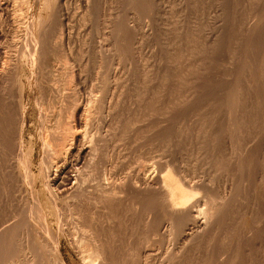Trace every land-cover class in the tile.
Masks as SVG:
<instances>
[{"label": "bare ground", "instance_id": "6f19581e", "mask_svg": "<svg viewBox=\"0 0 264 264\" xmlns=\"http://www.w3.org/2000/svg\"><path fill=\"white\" fill-rule=\"evenodd\" d=\"M116 1L119 2L120 0ZM239 1L241 5L243 4V7L239 6ZM4 2V0H0V31L4 33L3 27L7 26L8 29L10 23L12 29L9 28V32L7 30L4 33L8 34L6 37L4 34H0V139L2 138L0 141L2 150H0L2 156H0V204L4 203L11 206L9 208L11 212L5 213L0 219V264H66L62 254L63 238L81 264H112L113 258L116 256L114 252L118 250V247L115 248L113 244L119 242V238L117 237L118 241H116L114 237L117 230L112 228V234L108 233L110 237L113 235V240L111 239L112 242L109 243L104 242L105 235H107L105 232L107 233L109 230L106 231L102 228H105V224L112 226V220L119 221L115 214L116 219L113 218L111 211L113 212L114 208L112 207L125 204L124 202L128 201H130V205L133 202L137 206L138 203L136 204V202L141 201V204H143L142 200H146V205L142 206H147L149 202L151 205L145 209H143L144 207L141 208V213L145 210V213H142L145 219L138 212L142 217L141 219L144 220L142 222L148 224L147 226L144 224V228L148 227V233L145 232L146 229H142L146 233V240L141 236L144 239L141 240L140 238L141 241H144L142 244L124 245V247L126 246L125 249L119 250L123 252L118 251L122 259L124 258L125 264L126 258H129L128 264H147L155 259H158L159 264H172L175 259L184 254L189 245L191 246L199 239L203 240L209 229L211 233L217 232L219 228H216L215 232H212V228L215 229L214 224L216 222L220 221L218 222L220 224L223 222L222 218L218 220L219 213L225 207L224 205L227 202L230 203L234 198L230 197V193H227L228 198L226 196L227 183L222 184L220 181L222 186L215 187L214 173L216 175L218 173L210 165L214 163L215 168L220 169L221 165L225 164L228 159L234 160L236 158L239 160L237 157H240L243 152L245 153V150L247 152V148H250L253 144L258 148L264 147V142L259 139L264 136V95H259V90H257L260 88L259 85L256 88L257 91L255 86L254 90L261 96L260 99L258 96L253 95V85L257 82L253 85L250 84L252 83L253 74L251 70H258L261 73L260 75H264V0H213V12L209 11L212 12V16L206 15L208 12L203 11L206 17H212L210 18L211 24L208 22L211 26L206 23L208 28L211 27L210 31L205 29V24L203 25V18L206 17L202 18L204 16L202 12V14L198 12V14H201V21H198L199 25L197 24V26L199 29L195 32L196 34L193 31L194 35L191 32H189L190 34L187 33L191 36L183 35L182 27L175 26L176 37L174 35L175 41L173 39L174 43H172L175 44L176 48V60L171 67L174 64L176 66L174 68L168 66V70L165 67L167 65H165L164 68L160 69V76L158 75L159 70H156L157 65L152 64L153 61L150 63L149 60L151 59L142 49L144 47L143 40L146 42L145 39L150 35L151 32L149 31L152 30L150 28L154 27V25L151 26L153 8L156 9V5L160 2L156 3L158 2L156 0H126L125 2L128 4H125L126 11L123 15L118 13L116 9L118 7L115 8L117 11L109 9L112 11L108 12L107 21L105 22L106 33L103 38L105 47L103 49L97 47L99 50L91 47L92 55L88 51L93 58L88 56L87 59H91V62L97 68L96 73L95 68L93 69L94 79L97 81L93 86L96 95L93 94L94 91L86 93L85 88L84 75L90 72L87 67V63L89 64L90 61L88 62L86 59L87 62H83L81 53L82 46H87L86 39L79 40L81 42L76 49L75 56L72 47L62 41L64 32L69 33V31L65 30L67 25H65V17L61 13H63V8L70 3L69 0H24L21 2L24 14L17 13V11H20L17 8L8 13V8H6ZM84 3L85 7H83L85 9L80 15L79 21L86 24V21H90L91 17L92 20L98 19L99 10L97 9H101L98 7L105 4L97 2L99 6H95L93 0H85ZM154 3L156 5L152 8ZM254 3L256 5H253ZM118 4L120 6V3H117V6ZM121 5L124 4L121 2ZM180 5L182 4L180 3ZM114 6L116 5L114 4ZM177 7L179 8V5ZM253 7L257 8L253 10ZM110 8L113 7L110 6ZM237 8H242V13L240 9V12H238ZM160 12H163V10ZM177 16L181 15L177 13ZM180 20L182 19H179V23ZM177 22L173 24L175 25ZM194 23L193 25H195ZM20 26H23L22 33L18 34ZM186 27L184 26V28ZM67 28L69 29V26ZM165 32L163 33L165 34ZM94 36L91 39L98 41V33H95ZM164 38H167V36ZM149 39L151 38H147V40ZM92 40L91 42H93ZM165 46L167 47V44ZM146 49L144 47V51H149ZM163 49H165L164 46ZM163 49L162 51H164ZM151 51L153 53V50ZM68 58L73 61L71 65L67 63ZM90 69L92 68L90 67ZM244 72H247V74L251 72L248 76L251 74L249 84L253 90L251 92L252 90L246 88L247 92L245 91V93L248 95L249 90L251 94L253 93V98L255 96L254 99H259L258 101L252 99L256 104L250 102L251 105L255 104L260 107L263 105L262 112L261 108H257L260 110H257L258 112L253 109L255 113L263 114L260 115L263 118V121L260 119L262 122V125L260 124L262 135L258 138L260 142L257 141L256 137H251L247 141L241 139V142L240 139H235L231 133L234 129H239L242 123L249 124V121L241 122L237 120L241 115H238L240 112L238 110L239 103L244 102L239 101L242 98L240 96L243 92L242 86L248 84ZM256 75L258 76L259 73H256ZM157 76L160 77V81L156 88L151 84L156 79L158 81ZM261 79L263 78L261 77ZM168 80L169 83L171 80V83H168L167 86ZM244 80L246 83L243 82ZM254 80L253 78V82ZM260 83L264 87V79ZM257 84H259V81ZM170 85H172L171 99L169 97ZM154 92H160L161 94L159 97L156 95V100L152 97ZM35 93L37 94L36 97ZM126 93H130L134 98L127 100L128 98L125 97L129 94L126 95ZM245 93L243 92V96ZM260 93L262 94V89ZM126 101H129L134 109H129L130 106L129 108L126 107L132 111H129L124 117V113H122L124 109L122 108H124L123 104H127ZM250 103L245 104L249 106ZM243 104L242 109H245ZM121 106L123 107L121 108ZM237 110L238 116L236 118ZM246 110L250 109L246 108ZM248 113L247 115L245 113V115L249 116ZM255 115L257 116L255 118L260 117L257 114ZM252 116L254 117V115H251L250 118ZM249 120L253 126L255 122L252 120L254 119ZM256 123L258 124L259 120ZM245 124L243 127L247 125ZM249 125L247 127H250ZM174 127L181 129L180 138L177 137L179 133L177 136L175 135L179 131H176ZM259 128L257 127L258 130ZM31 129H34L36 141L33 139V135L30 136ZM162 130L164 132L161 133ZM149 135L157 137L163 148L174 137L181 139L182 143L178 142L179 140L177 142L182 144L180 146L184 150L182 159L175 160L176 163L172 161L174 159L171 162H165L162 159H165V156L168 157L166 159H169V156L168 153H164L167 155L163 154L162 147V150L157 151L162 152H160V155L153 156L152 154L151 156L150 154L148 156L145 153L143 156L144 152L140 150L141 147L138 148L140 146L139 141L144 137L145 140L146 137H150ZM172 135L173 137L170 139ZM224 136L229 140H224L226 139H223ZM155 137L152 138V140L154 139L153 143L159 145L160 143L156 142ZM144 140L141 143L145 142ZM225 141H228V143ZM34 142L38 144L42 155L37 164L34 162ZM148 143L146 142L147 145ZM224 144L229 147L230 151L226 156H223L224 151L221 148H217L220 145L225 148ZM169 145L172 146V143ZM141 146L143 147V145ZM171 146H169L168 152H171L170 150L173 148ZM147 148L149 147L144 148V150H147ZM215 148L221 150L220 153L223 151V153L219 155V150L216 151ZM165 149L167 150V147ZM208 149L211 150L207 151ZM214 149L216 152H214ZM128 151L132 154V159L128 157L130 156ZM148 151L151 152L149 149ZM141 152L143 153L141 154ZM213 153L219 154L212 156ZM225 153L227 152L225 151ZM261 153L263 151L259 154ZM258 156L259 161L263 159V162L261 160L262 163H259L261 165L264 163V154L263 157L262 155ZM128 158L129 160H127ZM203 159L204 162L207 160L204 164L209 165V170L202 169L204 165L203 167L200 166ZM211 159L214 160V162L212 160V164H210ZM149 160L154 162L150 164L148 163ZM231 160L230 162L233 161ZM262 168L260 167V171ZM227 175L229 176V173ZM226 179L228 178L226 177ZM230 181H232V178ZM220 186L222 192L219 189ZM259 196L261 197V194ZM157 200L160 201V204H157ZM263 202L260 203L264 205ZM261 204L259 207H261ZM3 205H0V210L4 208H1ZM130 205L129 207L127 204L124 206L130 208ZM135 206H133V211H135ZM257 209L251 210V213H254ZM105 210L110 213L105 215L107 213ZM103 213L104 215H102ZM119 214H122V212ZM132 214L134 215V213ZM132 214H130L131 218ZM224 215L222 210L220 217ZM227 215L229 216L228 213ZM118 216L121 217V215ZM124 217L121 218L124 219ZM134 217H136L134 222H137L138 217ZM262 217H264V214ZM224 218L227 220L226 217ZM259 219L260 221L256 222L259 223L257 226L260 227L262 218ZM253 220L251 218V223ZM120 222L118 224L122 223L121 226L126 223ZM129 223L128 225H130ZM218 223L217 225L220 226ZM137 224L135 228H137ZM250 225H248L249 228H252V224ZM138 226L143 228L141 225ZM224 227H220V229H225ZM119 228L117 227V229ZM137 231L139 230H136L135 233ZM248 231H246V234H249ZM258 232H261V230ZM127 233L125 232V234ZM125 234L124 237H126ZM255 235L258 238L257 234ZM138 236L135 237L136 240H139ZM212 236L214 234L210 237ZM124 237H122V240L125 239ZM130 237L127 236V239ZM252 238L254 237L252 236ZM210 239L212 238L208 240ZM241 239L239 240L242 241ZM254 239L257 241L256 238ZM254 239H251L252 243ZM122 240L120 238V241ZM203 241L205 242V240ZM154 242L155 244H153ZM156 242L163 247V250L159 253L158 250L155 251ZM212 242L209 248L212 247L213 249L212 245L214 244ZM124 243L122 241V244ZM243 243L242 247L245 249L246 246H243ZM248 243L247 247L252 244L250 241ZM197 244H195L196 247ZM116 245L118 246V243ZM203 245L205 246V244ZM216 245L217 247H214V249L219 248L218 244ZM221 246L220 248H222ZM203 247L200 248L204 250ZM237 247L239 249L241 245ZM257 247L260 250L261 247L259 248V245ZM191 248L188 250H191ZM212 249L210 248L211 251ZM237 250L235 251L237 254L239 252L243 255L250 252ZM252 250L253 248L251 252ZM197 251L199 254L198 248ZM188 252L190 253V251ZM221 252L224 253V251ZM204 253L203 255L199 254L200 257H205ZM212 253L207 252V255L210 256ZM116 254L118 255V253ZM190 255L191 253L187 256ZM195 255L197 254L195 253ZM253 256L257 257V255ZM211 257L213 258V255L209 258ZM223 257L220 256V258ZM249 257L252 258V255ZM203 258L201 257L200 260ZM218 258L216 257V259ZM243 258L246 259V257ZM116 259L118 258L116 257ZM179 259L181 262V258ZM232 259L231 261H234ZM258 260L259 257L255 260L257 264L259 263ZM118 261L116 262L118 263ZM211 261H209L210 264H212ZM116 262L114 261L115 264H117ZM222 262L226 264L225 260ZM238 262L240 264V259ZM214 263L216 264V262ZM227 263H229V260H227ZM217 264L219 263L217 262Z\"/></svg>", "mask_w": 264, "mask_h": 264}, {"label": "rangeland", "instance_id": "374dc122", "mask_svg": "<svg viewBox=\"0 0 264 264\" xmlns=\"http://www.w3.org/2000/svg\"><path fill=\"white\" fill-rule=\"evenodd\" d=\"M5 2H4V4H5V6H6V8H8V13L11 11V10H13L14 8H17V9H20V11H17V13H21V14H24V11H23V9H22V1H24V0H4ZM99 3V4H105L104 6L103 5H101V6H99V4H97V2ZM100 1V2H99ZM117 2V3H120V6H119V4H118V6H117V3H114V2ZM126 0H120L119 2L118 1H116V0H95V2H94V0H93V3L94 4H96L95 6H99L98 8H101V9H97V10H99L98 11V19H96V20H92V17H91V19H90V21L89 20H87L86 22V24L85 23H81L80 21H79V17H80V15L82 14V12H83V10L85 9L84 7H85V0L83 1V0H69V4H67V6L65 7V8H63L64 10L62 11L63 13H61V14H63V17H65V19H64V21H65V25H67V27L69 26V29L65 26V30H68L69 31V33H66L67 31H65L64 32V35H63V37H62V41H64V42H66V43H68L69 44V46L70 47H72V50H74L75 52H73V55L74 54H76V49L78 48V45L80 44V42H79V40L81 39H83V40H85L84 42L87 44V46L85 45V47L84 46H82L83 48H82V53H81V59H82V61L83 62H87V60H88V62L90 61L91 62V59H87V58H93V56H90V55H92V53L93 52H91L92 50V48L93 47H95L96 48V50H99V49H103L104 47H105V43H104V41H103V38H104V35H105V33H106V30H105V22L107 21V14H108V12L109 11H112V10H109V9H115L116 7H118V8H116L117 10H118V13H120L121 15H123L124 13H125V11H126V6H125V4L127 3V2H125ZM156 1H158V2H156V3H159L158 5H156L155 3H154V5H152V8H153V6L155 7V5H156V9H154L153 8V22H154V24H153V22L151 23V26H153L154 25V27H151L150 28V30L152 29V30H154L155 31V33H154V31H149V32H153L154 33V35L152 36V34L150 33V35H148V37H146V42L143 40V43H144V47H145V49L148 47V49H146V50H149V51H144V47L142 48L143 49V52L144 53H146L147 54V56H149V58L151 59V60H149L150 61V63H152V61H153V63L152 64H154L155 66H156V70H159L158 71V75H159V72L161 71L160 69L161 68H164V66L165 65H167V66H165L167 69H168V66L169 67H171V65L173 64V63H175V60H176V48H175V44L173 45V43H174V41H175V39L173 38L174 37V35H175V37H176V34H175V26L177 27V25L178 26H181L182 27V29H183V35L184 34H186V36L188 35L187 33H189V32H191V34L193 33V31H194V33L196 32V31H198L197 29H199V27L197 26V24L199 25V22L201 21V14L203 13V11L206 13V12H208V13H206V15L208 14V15H211L212 16V12H213V10L212 9H214V7H212V6H214L213 4H214V2H213V0H156ZM163 3H162V2ZM242 1V0H241ZM121 2L124 4V5H121ZM125 2V3H124ZM180 3L182 4V5H180ZM112 4H113V6H112ZM114 4L116 5V6H114ZM128 4V3H127ZM162 5V7H160L159 8V6H161ZM175 5H179V8L177 7V6H175ZM253 5H256V3H254ZM84 6V7H83ZM110 6L111 7H113V8H110ZM124 8H123V7ZM239 6L241 7H243V4L241 5L240 4V1H239ZM239 6H237V7H239ZM90 7V6H89ZM104 7V8H103ZM120 7H121V9H120ZM157 7H158V9H157ZM182 7V8H181ZM202 7V8H201ZM257 7H253V10L254 9H256ZM115 9V10H116ZM122 9H124V10H122ZM163 10V12H160V11H162ZM174 9H176L175 11H172V10H174ZM182 9V10H181ZM203 9V10H202ZM238 9V12H240L239 11V9L241 10V13H242V8H237ZM116 10V11H117ZM120 10V11H119ZM122 10V11H121ZM159 10V11H158ZM178 10V11H177ZM180 10H181V12H180ZM202 10V11H201ZM243 10H244V8H243ZM124 11V12H123ZM209 11H212V12H209ZM122 12V13H121ZM159 12V13H158ZM166 12V13H165ZM172 12H174V13H172ZM175 12H177L178 13V15H181V16H177V13H176V16H175ZM198 12H202L201 14H198ZM179 13H181V14H179ZM205 13H203L204 14V16H202V18L203 17H206V15H205ZM4 15H5V12L3 13ZM46 14V13H45ZM45 14H43V16H45ZM119 14V15H120ZM174 14V15H173ZM59 15H60V13H59ZM65 15V16H64ZM165 15V16H164ZM200 16V17H199ZM211 16H207V17H209L208 18V20H207V17L206 18H203V25L204 26H206L205 27V29H208V31H210L209 29L211 28L210 26V22H211V19L210 18H212ZM58 17V16H57ZM179 17H181V18H179ZM198 17H199V19H198ZM177 18H179V19H182V20H180V23H179V19L177 20ZM175 19V20H174ZM198 19V20H197ZM206 19V20H205ZM178 22H177V21ZM197 21V23H196V21ZM81 23H79V22ZM173 21H175V22H177V24H173V23H175V22H173ZM199 21V22H198ZM183 24H182V23ZM195 22V23H194ZM210 24H209V23ZM10 23V22H9ZM68 23V24H67ZM165 23V24H164ZM193 23L195 24V25H193ZM206 23H208L210 26H209V28H208V25H206ZM180 24V25H179ZM9 26H8V29L10 28V29H12L11 27H12V25H11V23L10 24H8ZM165 25V26H164ZM167 25V26H166ZM11 26V27H10ZM184 26L187 28H184ZM197 28H196V27ZM203 26V27H204ZM22 27L23 26H20V31L18 32V34L21 32V30H22ZM164 27H165V29H164ZM196 28V29H195ZM7 26L5 27H3V32L4 33H6L7 32ZM18 29V30H19ZM5 30V31H4ZM169 34H167L166 32ZM174 31V32H173ZM1 33L0 34H4V33H2V31H0ZM8 32H9V30H8ZM163 32H165V34H167L166 36H167V38H164V37H166L165 36V34L163 33ZM22 33V32H21ZM95 33H98V37H99V39H98V41H93L91 38H94L95 36H94V34ZM162 33H163V35H162ZM173 33V34H172ZM194 33H193V35H194ZM67 34H68V36H67ZM161 34V35H160ZM190 34V33H189ZM196 34V33H195ZM5 35V37L8 35V34H4ZM21 35V34H20ZM1 36V35H0ZM152 36V37H151ZM160 36H161V38H160ZM188 36H191V35H188ZM147 38H151V39H149V40H147ZM166 39V40H165ZM173 39H174V41H173ZM91 40L94 42H91ZM166 42V43H165ZM173 42V43H172ZM146 43V44H145ZM165 44H167V47L165 46ZM172 45H173V47H172ZM147 46V47H146ZM163 46H164V48L165 49H168V50H165V49H163ZM92 47V48H91ZM97 47H99V49L97 48ZM150 48V49H149ZM173 48V49H172ZM174 48H175V50H174ZM90 49V50H89ZM162 49L164 50V51H162ZM150 50H153V53H152V51L150 52ZM174 50V51H173ZM87 51V52H86ZM88 51H90L91 52V54L89 55V53L90 52H88ZM167 51V52H166ZM172 51L174 52V54L172 53ZM163 52H165L164 54H163ZM171 54H170V53ZM167 55V56H166ZM170 55H172L171 57H170ZM75 56V55H74ZM73 56V57H74ZM89 56V57H88ZM164 56V57H163ZM174 56V57H173ZM168 57H169V59H168ZM174 59H173V58ZM87 59V60H86ZM92 61H93V59H92ZM164 61H166L165 63H164ZM72 60L70 59V58H68L67 59V63L69 64V65H71L72 64ZM90 62H89V64H90ZM88 63H87V67H88V70H90V72H91V76H90V72H89V74L87 73V71H86V73L88 74V76H87V74L86 75H84L85 76V88H86V93H89V91L90 92H93L94 91V95H96L97 93L95 92V87L93 88V86H95L94 84H96V82L97 81H95V73H96V70H97V68H95V66L93 65V62H91V66L89 65ZM151 64V65H152ZM154 65H152V67L153 68H155L154 67ZM159 66H162V67H159ZM176 66V64H174L173 65V67H171V68H174ZM90 67L92 68V69H90ZM95 68V69H94ZM93 69H94V71H95V73H94V71H93ZM87 70V69H86ZM155 70V69H154ZM169 70V69H168ZM93 71V72H92ZM253 71V72H252ZM259 71H260V69H259ZM169 72V71H168ZM253 73L252 74V83H250L251 82V79L249 78V76L251 75H249L248 76V74L249 73ZM251 72H249L248 74H247V72H244V76L246 77L245 78V80H248L247 82H248V84L246 83V81L244 80L243 82H245L246 84H243V82H242V84L244 85V86H242V90H243V92L245 93V91H246V88H249V90H252V86L251 85H253L254 83H258V81H259V84H257V86H256V84H254L253 85V90H254V86H255V90H256V88L258 87V85H259V87L261 88V87H263V86H261L260 84V82H262V80L264 79V75H260L261 73L260 72H258V70L257 71H254V70H251ZM93 73V74H92ZM256 73H259V75L257 76L256 75ZM92 75H94V77H92ZM136 75H138V74H136ZM168 75V74H167ZM255 77H254V76ZM160 76V75H159ZM159 76H157V78H158V81H157V79L156 80H154L153 82H152V84H151V86H153V87H156L157 88V86H158V83H159V79H160V77ZM248 76V77H247ZM259 76H260V79H261V77L263 78V79H261V81H260V79H259ZM91 77V78H90ZM168 77V76H167ZM257 77H258V80H257ZM135 78H137L136 76H135ZM249 78V79H248ZM253 78L255 79L254 80V82H253ZM94 81H93V80ZM157 81V82H156ZM95 82V83H94ZM155 82H156V84H155ZM169 83V80H168V82H167V86L171 83V80H170V83ZM251 85H250V84ZM247 85H249V86H247ZM245 86H247V87H245ZM170 88V92H171V87H172V85H170L169 86ZM243 87H245V88H243ZM260 88H258L257 90H259L258 92H259V95H261V96H263L264 95V90H263V88H261L262 89V94L260 93L261 92V89ZM248 90V89H247ZM248 90V95H247V93H245L244 94V96H243V92H241L242 93V95H240V96H242V98L244 99H242L241 97H239V98H241V99H239V101L240 100H242V101H244V102H242V101H240V102H242V104H243V108H245V109H242V104H240L239 103V108H238V110L240 111L239 113H238V110H237V112H236V118H237V116L239 115V114H241V115H239V117L241 118L242 117V119H240L239 117V119L237 118V120H240L241 122H248L249 121V124H245V123H242V126H240V128L239 129H234V131H232L231 133H232V136L235 138V139H240L239 141H241V139L243 140V139H245V140H243V141H247L249 138H257V141H259L260 142V140L259 139H262V141L261 142H264V136H260V135H262V133H261V126H260V124L262 123L261 122V120L263 119L260 115H263L262 113L260 114H258V113H255V112H258V111H260V110H258L259 108H261V112L263 111V105H262V107H260V106H257V105H255L256 104V100L258 101L260 98L259 97H261V96H259L258 95V92H256L255 90H254V94L253 95H255V96H258V98H256V99H254L255 98V96H254V98H253V95L250 93V91ZM253 90L251 91V92H253ZM241 91V90H240ZM129 92V91H128ZM170 92H169V97H170V99H171V96H172V92H171V94H170ZM247 92V91H246ZM96 93V94H95ZM130 93H132L131 91H130ZM130 93H126V95L127 94H129V95H125L126 97L125 98H128L127 100H129V98H130V100H132V98H134L132 95H130ZM257 93V94H256ZM159 94V95H158ZM162 94H163V92H162ZM35 95V97H36V93L34 94ZM159 97L161 94H160V92L159 93H155L154 92V95L152 96V97H154V100H156L157 99V96ZM252 95V96H251ZM156 96V97H155ZM156 98V99H155ZM255 100V101H253V100ZM129 102V101H128ZM127 101H126V103L128 104H123V106H124V108H122L123 106H121V108L122 109H124L123 111H122V113H124V117L129 113V111L131 112L133 109H134V107L132 108L131 107V105H130V102L128 103ZM250 102H253V103H255V104H253V105H251L252 103H250ZM248 105L249 103H250V108H249V106H246V104ZM127 105V106H126ZM129 106H130V108H129ZM245 106V107H244ZM253 106H254V108H253ZM257 106V107H256ZM126 107H128L129 109H132V110H128V108H126ZM126 108V109H125ZM241 108V109H240ZM246 108H248V109H250V110H246ZM258 108V109H257ZM253 109H254V111H253ZM256 109V110H255ZM128 110V112L126 113V111ZM242 110H245V111H247V112H245V111H242ZM258 110V111H257ZM242 112H243V114H242ZM248 112H251V113H248ZM253 112H254V114H253ZM237 113H238V115H237ZM245 113H246V115H247V113H248V115L249 116H246L245 115ZM254 115V117L252 116V118L254 119V120H252V118H250L251 117V115ZM255 114H257L258 116H260V117H258V118H255V117H257ZM123 115V114H122ZM242 115H244V116H242ZM231 118H232V115H231ZM249 119H251L253 122H257L258 120H259V123L256 125L255 123H253V126H252V122L249 120ZM255 119H258V120H256L255 121ZM261 119V120H260ZM226 121V120H225ZM263 121V120H262ZM246 125V126H244L243 127V125ZM250 126V127H247V126ZM254 125H256L255 127H254ZM262 125V124H261ZM251 126H252V128H251ZM170 127V126H169ZM257 127H260L259 128V130L257 129ZM175 128V130L176 131H179V132H176L175 133V135L177 136V134H178V138H180V131H181V129L180 128H178V127H174ZM255 128V129H254ZM165 130V129H164ZM164 130H162L161 131V133L162 132H164ZM258 130V131H257ZM35 132H34V129H31V131H30V136H32L33 137V139L36 141V134H34ZM256 133V134H255ZM253 134H254V136H253ZM258 134V135H257ZM150 136V135H149ZM258 136V137H257ZM0 137H1V134H0ZM155 137V136H154ZM153 136L151 137H146V139L148 140H144V138H142V139H140V141H139V145L140 146H138V148H140L141 147V149L140 150H142L143 152H141V154L143 153V156H144V154L146 153L148 156L151 154V156H152V154H153V156H157L158 154L160 155L161 153L160 152H157V151H159V150H162V148H163V146H162V144L160 143V140H158L157 139V137H155V139L157 140H155L157 143H160L159 145L158 144H154L153 142V140H152V138H154ZM173 137V135L172 136H170V139ZM177 137L175 138H173L172 140H170L169 142V144H171L172 143V146H173V148H172V146L171 145H169V144H167L166 145V147H167V150L165 149V148H163V154L164 153H168V156H169V159H170V156H171V159L169 160V159H166V158H168V157H166L165 156V159H162V160H165V162H171V160L172 159H174V160H172L173 162H175V160L177 161H179V160H181L182 159V153H184L183 151V149H182V147L180 146V145H182V144H180V143H178V142H181L182 143V140L181 139H177ZM259 137H261V138H259ZM150 138V139H149ZM224 138H226V139H224ZM247 138V139H246ZM259 138V139H258ZM2 139V138H1ZM1 139H0V141H1ZM223 139L224 140H229V139H227V137H223ZM26 140H27V138H26ZM145 141V142H142L141 143V141ZM149 140H151L152 142H150ZM179 140V141H178ZM174 141V142H173ZM178 141V142H177ZM221 141V140H220ZM146 142L148 143V145L146 144ZM226 143H228V141H225ZM224 142V143H225ZM242 142V141H241ZM145 145H144V144ZM151 143V144H150ZM173 143H174V145H173ZM225 143V144H226ZM224 144V145H225ZM141 145H143V147L141 146ZM151 147H150V146ZM159 147V149H158V147ZM226 145H228V144H226ZM225 145V148L227 149H225V148H222V145H220V147L218 146L217 148H221V150H223L224 151V153H223V151H222V153H223V156H226V154H228V152L230 153V151H229V147H227ZM250 145H252V144H250ZM250 145H249V147H250ZM255 144H253L250 148H247V152H246V150H245V153L243 154H241V156L240 157H237V158H239V160L238 159H234V160H236V161H234L233 159V161L231 160V159H228V161H229V163H228V161H225V164L223 163V165H221V168L218 170V169H216L215 168V166H214V163L212 164V160L214 159V157H213V159H211V163L210 164H212V165H210V166H213V168L215 169L214 171L216 172V170H217V175H216V173H214L215 174V176H214V183H215V187L217 186V187H219V185H221L222 186V184H224V183H227V186L229 187L231 184V186L228 188V187H226V190L227 191H225V193L227 194V193H230V197L231 198H234L233 200L232 199H230V200H232L231 202H230V200H229V202L230 203H228L227 202V204L226 205H224L225 207H223V214H225L223 217H220L221 216V214H222V210L220 211L221 213H219V215L220 216H218V220H220L221 218V220H223V225H222V223L220 224V223H218V222H220V221H218V222H216V224H214L215 225V229H213L212 228V232H215L216 231V228L218 229L219 228V230H217V232H218V234H216L217 232H215V233H211V230L209 229V232H210V235H209V232H207L206 234H205V239H204V237H203V240H205V242L203 241V240H197L196 242H194L193 244H191V246L189 245L188 247H187V250L184 252V256L182 255H180L177 259H175V261H173V263L172 264H198V263H202V264H205V263H207V264H210V262L209 261H211V260H213V261H211L212 262V264H213V262H216V264H217V262L219 263V264H223V260H225L226 261V264H230V261H231V259L232 260H234V261H231V264H239V262H238V260L240 259V264L242 263V264H245V262H246V260H247V262H246V264H257V261H255L258 257H259V263L258 264H264V235H262L261 236V234H264V227H262V226H264V220H262V219H264V217H262L263 216V214H264V208L262 209V207L264 206V205H262L261 203H262V201H264V183H262L263 181H264V168H262V167H264L263 165H264V163L263 164H259V163H262L263 162V159H261V157H260V159L262 160V162H260L259 161V156L258 155H262V157H263V154H264V147L262 148H258V147H256V146H254ZM145 146V147H144ZM169 146H171V152H168L169 150ZM229 146V145H228ZM253 146L255 147V149L253 148ZM146 147H149V148H147V150H144V148L146 149ZM156 147H157V150H156ZM162 147V148H161ZM151 148V149H150ZM161 148V149H160ZM217 148H215L216 149V151H218L219 149H217ZM148 149L149 150H151V152L150 151H148ZM215 149H214V152H216L215 151ZM225 149V150H224ZM260 151H259V150ZM263 149V150H262ZM0 150H1V147H0ZM139 150V151H140ZM209 150H211V149H208L207 151H209ZM221 150H219L218 152L220 153L221 152ZM249 150V151H248ZM258 152V154H257V152ZM2 151V150H1ZM7 151V150H6ZM145 151H148V152H150V153H148V152H145ZM166 151V152H165ZM225 151L227 152V153H225ZM263 151V153H261V154H259L260 152H262ZM39 152V153H38ZM125 152H127V151H125ZM1 153V152H0ZM33 153H34V162L37 164L39 161H40V159H41V157L40 156H42L41 155V152H40V149H39V146H38V144L36 143V142H34V147H33ZM128 153H129V151H128ZM137 153V152H136ZM136 153H135V155H136ZM155 153V154H154ZM219 153H217V154H219ZM222 153H220L219 155H221ZM140 154V155H141ZM209 154V153H208ZM215 154L216 153H213V155L212 156H215ZM216 154V155H217ZM225 154V155H224ZM129 155L130 156H128L130 159H132V154H130L129 153ZM164 155H167V154H164ZM209 155H211V154H209ZM0 156H1V154H0ZM142 156V155H141ZM140 156V157H141ZM2 157V156H1ZM1 157H0V161H1ZM146 157V156H145ZM258 158V160H257V158ZM40 158V159H39ZM129 158L127 159V160H129ZM142 159H143V157H141ZM181 158V159H180ZM142 159H141V161H142ZM255 159H256V161H255ZM169 160V161H168ZM230 160L232 161V162H230ZM238 160V161H237ZM139 162H140V159L138 160ZM138 161H136L137 163H139ZM154 162L153 160H149V162L148 163H150V164H152V163ZM164 161H163V163H165ZM207 162V160L204 162V159H203V161H202V165L200 164V166L201 167H203V165H204V167L202 168V169H204V168H206V169H204V170H209V165L207 166L206 164H204V163H206ZM213 162H214V160H213ZM227 162V163H226ZM176 163V162H175ZM177 164H178V162H177ZM227 164V165H226ZM134 165H136V164H134ZM133 166V165H132ZM208 168H207V167ZM262 168L261 169V171H262V173H261V171H260V167ZM226 171V172H225ZM229 173V176L227 175ZM225 175H226V177L228 178V179H226V177H225ZM225 177V178H224ZM232 178V181H230L231 180V178ZM224 179H226L227 180V182H226V180H224ZM223 180H224V182H223ZM263 180V181H262ZM219 181V182H218ZM220 181H221V183H220ZM228 181H230V182H228ZM217 182H218V184H217ZM228 183H229V185H228ZM221 186H220V191H221ZM216 187V188H217ZM231 189V191H229V190ZM219 191V192H220ZM229 191V192H228ZM222 192V191H221ZM220 192V193H221ZM263 193V194H262ZM225 194V195H226ZM261 194V197L259 196ZM227 196V198L229 197V195L227 194L226 195ZM9 197H10V195H9ZM259 197V198H258ZM258 198V199H257ZM263 199V200H262ZM258 200V201H257ZM260 200H262V201H260ZM8 201H9V198H8ZM135 201V200H134ZM143 202V204H141V201H138V202H136V204L138 203V205H139V207H138V205L137 206H135V204H133V202H131V205H130V201H128V202H124L125 204H122V205H116L115 207H112V208H114L113 209V212L111 211V213H113V218L115 217V215H116V217H117V219L119 220L118 222H116L115 220H112L111 221V225L113 224L115 227H116V225H117V227L119 228V229H117V227L115 228L113 225L112 226H110V225H107V224H105L106 226H109V227H106L105 225H104V227L105 228H108V229H105V228H102L103 230H106V231H108L107 233L105 232V234H107V235H105V237H106V239H104V242H109L110 243V241H111V239L113 240V235H111V237H110V235H108V233L110 232L111 234H112V232H111V230H113L112 228H114V230H117L116 232H115V234H114V237H115V240L116 241H118L119 240V242H115V243H113L114 244V247L116 248V247H118V250L117 249H114V248H112V249H114V250H117V251H115L116 253H118V255L120 256H118L115 252H114V255H116V256H114V260H113V262H112V264H115L114 263V261L116 262L117 260H119L118 261V263L117 264H125V260H124V258L122 259V257H121V255H120V253L121 252H123V251H119V250H123V249H125V247L128 245H130L131 244V246H132V244L133 245H136V244H142V242H144V241H141L143 238L145 239L146 237H145V235H146V233H148L149 232V230H148V227H146V228H144L145 227V225L147 226L148 224H146V222L145 223H143L144 222V220L143 219H145V216H143V214L145 213L144 211L145 210H143V214L141 213V208L142 207H144L143 209H145V208H147L149 205H151L150 204V202H149V204H147V206H142V205H144L145 204V202L147 203V201L146 200H142ZM158 201V203L157 204H160V201L159 200H157ZM139 202H140V204H139ZM261 202V203H260ZM129 203V204H128ZM135 203V202H134ZM261 204V207H259V205ZM4 203H2V204H0V205H3ZM127 204V206L129 207V205H130V208H127L126 206H124V205H126ZM257 204H259L258 206H256ZM263 204H264V202H263ZM8 205V204H7ZM6 204H4L3 206H1V208L2 207H4V208H2L1 210H0V214H1V216H0V219L5 215V213L7 214V213H9V212H11L10 211V209L9 208H11V206H7ZM146 205V204H145ZM153 205V204H152ZM122 208H121V207ZM133 206H135V211H133L132 209L134 208ZM6 207H8V208H6ZM116 207H118V208H121L120 210L119 209H117ZM116 208V209H115ZM260 208V209H262V210H260L261 212L259 213V210L258 209ZM4 209V210H3ZM123 209V210H122ZM127 209V210H126ZM255 209H257V211H255L254 213H251V210L252 211H254ZM6 210V211H5ZM7 210H9L8 212H7ZM117 210V211H116ZM126 210V211H125ZM140 210V211H139ZM3 211H5L4 213H3ZM107 213H105V215H107V214H109L108 213V211L107 210H105ZM118 212V213H115V212ZM125 213H124V212ZM130 211V212H132V213H134V215L132 214V213H128V212ZM263 211V212H262ZM120 212H122V214H125V215H122V214H119ZM135 212H137V213H135ZM138 212H140L142 215V217H143V219H141L142 217L138 214ZM225 212V213H224ZM229 214V216L227 215V213ZM3 213V214H2ZM102 213V212H101ZM104 213L102 214V215H104ZM129 215H128V214ZM248 213H249V215H248ZM252 215H251V214ZM257 213V214H256ZM262 213V214H261ZM115 214V215H114ZM130 214H132V218H131V215ZM136 214V215H135ZM255 214V215H254ZM261 214V217L259 216ZM3 215V216H2ZM118 215H121V217H123V216H125L124 217V219L123 218H121L120 216H118ZM128 217H127V216ZM256 215H258V216H256ZM109 216V215H108ZM134 216H137L138 218H137V222H139L138 224H137V222H134V218H136V217H134ZM139 216H140V219H139ZM257 218H255V217ZM116 217L114 218V219H116ZM118 217H120V218H118ZM224 217H226V219L227 220H225V218ZM228 217H229V219H228ZM252 219H254L253 220V222L255 223H251V218ZM130 218H131V220H130ZM259 218H262L261 219V222H260V227L259 226H257V224L259 225V223H257L256 221H260V219ZM128 219H129V221H128ZM141 220V221H139V220ZM122 220V221H121ZM142 220H143V222H142ZM225 220V221H224ZM123 222V223H125V224H123V226H121V222ZM131 221H132V226H131ZM146 221V220H145ZM226 221H228V222H226ZM121 223V224H118V223ZM128 222H130L129 224L130 225H128ZM140 222H142V224H140ZM225 222H226V225H225ZM248 222H250V223H248ZM117 223V224H116ZM137 224V228H135L136 227V224ZM217 223L218 224H220V226L219 225H217ZM263 223V224H262ZM133 224H135V225H133ZM145 224V225H144ZM250 224H252V228L250 227L249 228V226H251ZM253 224L254 225H256V230L258 229V231H260L261 230V232H258V231H256L255 230V226H253ZM138 225H141V226H143V228H141V227H139ZM218 227H217V226ZM222 225V226H221ZM249 225V226H248ZM125 226H126V228H125ZM131 228H130V227ZM225 226V227H224ZM139 227V228H138ZM220 227L222 228V227H224L225 229H220ZM258 227V228H257ZM263 229H262V228ZM124 228V229H123ZM249 228V229H248ZM254 228V229H253ZM120 229H122V230H124L123 232H122V230H121V232H119V230ZM130 229H133V230H129ZM134 229H136V230H139V231H137V233H135L136 232V230L134 231ZM142 229H146L147 231H145L146 233H144L143 231H142ZM249 231H248V230ZM125 230H127L128 231V233H127V231H125ZM215 230V231H214ZM222 230V231H221ZM252 232H251V231ZM141 231V232H140ZM220 231V232H219ZM246 231H248V233L249 234H246ZM114 232V231H113ZM125 232L128 234H125ZM132 233V235H131V233ZM136 234V236H138V235H140L141 233H144V234H141L140 236H138V239L139 240H136L137 238H135L136 236H135V234ZM251 232V233H250ZM255 232V233H254ZM116 233H117V235H116ZM119 233V234H118ZM138 233H140V234H138ZM260 235H259V234ZM124 234H125V236L126 237H124ZM214 234V236H212V237H210L211 235H213ZM254 234V235H253ZM255 234H257V236H258V238H260V239H258L257 237H256V235ZM116 235V236H115ZM122 235V236H121ZM206 235H208V236H206ZM248 235H252L254 238H256V240L257 241H255V239L254 238H252V236H248ZM127 236H131L130 238H128L127 239ZM135 236V237H134ZM141 236H143V238H141ZM244 236V237H243ZM104 237V238H105ZM119 239H118V238ZM122 237H124L125 239V241L124 240H122L123 238ZM249 237V238H248ZM263 237V238H262ZM108 238V239H107ZM109 238H110V240H109ZM120 238H121V240L123 241V242H125L124 244H122V241H120ZM140 238H141V240H140ZM209 238H212V239H210V240H208ZM242 238V239H241ZM249 239L248 241H247V239ZM254 239V242H256L254 245H253V243H252V240ZM118 239V240H117ZM127 239V240H126ZM135 239V240H134ZM143 239V240H144ZM202 239V238H201ZM239 239H241L242 241H240ZM244 239V240H243ZM261 239H263V240H261ZM107 240V241H106ZM109 240V241H108ZM133 240V241H132ZM146 240V239H145ZM207 240V241H206ZM213 242H212V241ZM126 241H127V243H126ZM134 241H137V242H134ZM140 243H139V242ZM199 241H200V244H199ZM243 241H244V243H243ZM246 241V242H245ZM250 241V243H252L251 245H249V247H247V245L249 244L248 242ZM262 241V242H261ZM112 242V241H111ZM130 242H132V243H130ZM134 242V243H133ZM197 242H198V244H197ZM209 242V243H208ZM211 242H212V244H214V245H212L213 246V249H212V247H210L211 249H212V251L210 250V248H209V246H211ZM243 243V246H246L247 248H253V250H252V252H251V249H248L247 250V248L245 247V249L242 247V243ZM259 242V243H258ZM116 243H118V246L116 245ZM136 243V244H135ZM158 242H156V247H155V251H157L158 250V253H159V251H162L163 250V247H162V245L161 244H157ZM202 243V244H201ZM238 243H239V245H241V247L243 248H239L241 251H244V252H247V251H250L251 252V255H252V258L251 257H249V256H251L250 255V252H247V253H244V255L243 254H240L239 252H238V254H237V252H235L237 249H238V247L237 246H239L238 245ZM247 243V244H246ZM263 244V248L261 247V245ZM112 244V245H113ZM153 244H155V242L153 243ZM195 244H197V247H196V245ZM203 244H205V246L203 245ZM208 244H210V245H208ZM216 244H218V247L220 248V246L222 247V248H220V250H218L219 248H217V249H214V247H217V245ZM221 244V245H220ZM119 245H121L120 247H119ZM123 245V246H122ZM124 245H126L125 247H124ZM192 245H194L193 247H192ZM208 247H207V246ZM259 245V248H260V250H258V246ZM141 246V245H140ZM170 246V245H169ZM168 246V247H169ZM203 247L204 248V250L202 249V248H200V247ZM113 247V246H112ZM192 247V248H191ZM196 247V248H195ZM206 247V248H205ZM225 247H226V249H225ZM191 248V250H188V249H190ZM197 248H198V250H199V254L200 255H203V252H205L204 253V255H205V257L204 256H201L203 259L202 260H200L201 259V257H200V255L197 253L198 251H197ZM208 248V249H207ZM236 250H235V249ZM256 248V250H254ZM194 249H196V250H194ZM223 249V250H222ZM238 249V250H239ZM202 250V251H201ZM210 250V251H209ZM215 250V251H214ZM224 251V253L223 252H221V254H220V252H218V251ZM237 250V251H238ZM260 251L258 254H257V252L258 251ZM262 250V251H261ZM120 253H119V252ZM187 251H190V253H191V255L190 256H187V255H189L188 253H187ZM192 251V252H191ZM196 251V252H195ZM210 254V252L212 253V252H214V253H212L211 255H213V258L211 257V258H209L210 256H209V254L207 255V252ZM240 251V252H241ZM256 251V252H255ZM193 252H195L197 255H195V253H193ZM201 252H202V254H201ZM215 252H216V255H215ZM229 252V254H227ZM233 252V254L231 255V253ZM262 252H263V254H262ZM226 253V254H225ZM243 253V252H242ZM248 253H249V255H248ZM256 253V254H255ZM62 254H63V257H64V259H65V262H66V264H77V263H79V264H81L80 263V261L77 259V257L75 256V254L73 253V251H72V249L70 248V246H68V244H67V242L64 240V238L62 239ZM185 254H186V256H187V258H185L186 256H185ZM219 254V255H218ZM199 255V256H198ZM218 258V259H216V257ZM231 255V256H230ZM243 255V256H242ZM246 255V256H245ZM253 255H257V257L256 256H253ZM261 255V256H260ZM263 255V256H262ZM66 256V257H65ZM155 256H156V253H155ZM208 256V257H207ZM220 256L221 257H223V258H220ZM229 258H228V257ZM235 256H236V258H235ZM116 257L118 258V259H116ZM232 257V258H231ZM239 259H238V258ZM243 257H246V259H244ZM254 257V258H253ZM261 257V258H260ZM155 258H158V257H155ZM179 258H181V262L179 261L180 259ZM208 258L209 259V261H208V259L206 260V259ZM225 258H228L227 260H229V263H227V260L225 259ZM242 258V259H241ZM248 258H249V261H248ZM116 259V260H115ZM122 259V260H121ZM197 259H199V260H197ZM126 260L128 261L129 260V258L127 259L126 258ZM176 260H177V262H176ZM220 260H221V263H220ZM245 260V261H244ZM251 260H253L254 261V263H253V261L252 262H250ZM120 261H121V263H120ZM126 261V264H128L129 263V261L127 262ZM183 261V262H182ZM198 261V262H197ZM204 261H205V263H204ZM175 262V263H174ZM234 262V263H233ZM244 262V263H243ZM250 262V263H249ZM225 263V262H224ZM147 264H159V262H158V259H155V260H152L151 262H149V263H147ZM215 264V263H214Z\"/></svg>", "mask_w": 264, "mask_h": 264}]
</instances>
